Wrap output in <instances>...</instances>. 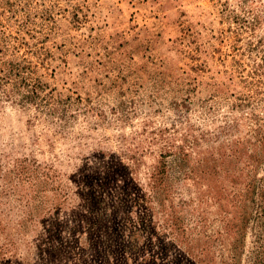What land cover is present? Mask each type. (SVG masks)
<instances>
[{
    "label": "rangeland",
    "instance_id": "374dc122",
    "mask_svg": "<svg viewBox=\"0 0 264 264\" xmlns=\"http://www.w3.org/2000/svg\"><path fill=\"white\" fill-rule=\"evenodd\" d=\"M153 170L168 189L147 228H170L171 206L181 245L210 236L208 264L233 243L239 264H264V0H0V264L87 262L83 238L84 261L64 256L96 219L77 193L107 199L98 227L118 241L141 211L116 197ZM236 213L250 217L236 242L219 238Z\"/></svg>",
    "mask_w": 264,
    "mask_h": 264
},
{
    "label": "trees",
    "instance_id": "16d2710c",
    "mask_svg": "<svg viewBox=\"0 0 264 264\" xmlns=\"http://www.w3.org/2000/svg\"><path fill=\"white\" fill-rule=\"evenodd\" d=\"M20 171L21 167H16V169L14 168L12 170L16 176L19 175V179L22 181L25 178L20 176ZM146 177L147 190H142L140 193L136 192V196L134 197L126 198L121 196L120 193H118L119 196L116 197L117 203L120 206L125 208L135 207L141 211L136 214L135 220L130 218V232L126 237H120L118 241L116 240L117 236L114 229H112L110 226H105L102 223V226L98 227V224L102 221H97L99 217L98 215H100L97 213V211L98 209L102 208L105 203H107V199L103 196L96 197L92 195L90 190L87 193H77V199L80 197L83 199V201L85 200L83 206L86 208V213L83 214L82 221L88 222V217L86 215L89 212L94 213V215H96V219L91 218L90 223L83 227L84 233L82 236H80V238H76L75 236L73 237L71 242L67 244L71 250H64V256L68 255L69 257L84 261L86 259V252L84 251L86 244H79L78 241L83 238L84 242L88 245V249L90 250L89 254L91 255L89 259H86L88 263L83 262V264H121L118 260V257H116L117 255L123 254L124 260L127 261L129 258L125 257L130 255V251L139 250H142L139 251L142 253L140 258L132 263L129 261L128 264H180V260L186 258L187 255L188 258L192 257L196 261V264H208V260L206 258L209 256L206 254V252L210 245L208 243L205 244V242L211 240L210 236L204 234L201 231L202 228L197 226L196 230H194V232L191 234H196V237L194 238L195 241H191L190 244H188V241H186V246L185 244L181 245V238H186L187 230L182 226V224L178 223L177 217L175 216L171 206L167 207L169 211L167 212L168 218H166L169 223L166 224V226H170V228H154V226L147 228L148 223L146 221L149 217V214L144 212V210L150 208L148 203L150 202L151 198H155L157 201L163 198L164 194L167 193L168 187L162 182V179L164 178L163 171H150L147 173ZM71 181L73 182V186L78 189L80 186L79 180L75 179L73 176ZM97 187L103 188V184H97ZM68 195L69 194L63 192L60 188H57V199L59 202L67 200ZM108 195H110L111 198L113 196L112 192H109ZM261 197L264 200V193L261 194ZM249 218V214L236 213L232 219L224 220L222 230L216 233L218 234L219 238L225 233H232V239L236 242L243 225ZM128 219V217H123V222H128ZM255 219H258V217H255ZM95 225L97 226L96 228ZM141 231H147L143 241L141 238ZM72 232H77V230L73 228ZM177 233L180 234V239L177 237ZM168 234H170L168 241H164V237ZM195 243L198 245L195 252H193L191 249ZM150 248H152V250H150ZM170 248H174L173 250L177 252V255L174 253L171 256H168ZM237 250V244L233 243L228 250L229 255L226 257L227 260L224 261L225 264H239L237 261Z\"/></svg>",
    "mask_w": 264,
    "mask_h": 264
}]
</instances>
